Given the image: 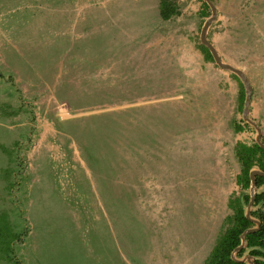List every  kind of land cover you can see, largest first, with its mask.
<instances>
[{"label": "rangeland", "instance_id": "rangeland-1", "mask_svg": "<svg viewBox=\"0 0 264 264\" xmlns=\"http://www.w3.org/2000/svg\"><path fill=\"white\" fill-rule=\"evenodd\" d=\"M177 1L174 63L135 71L156 0H0V264H206L264 143V0Z\"/></svg>", "mask_w": 264, "mask_h": 264}, {"label": "trees", "instance_id": "trees-1", "mask_svg": "<svg viewBox=\"0 0 264 264\" xmlns=\"http://www.w3.org/2000/svg\"><path fill=\"white\" fill-rule=\"evenodd\" d=\"M204 4L206 8L210 7L207 2ZM160 10L164 20H171L182 12L177 0H161ZM201 47L206 59L213 60L210 49L205 45ZM240 93V102L241 105H244L247 98L244 83H241ZM239 130H242V127ZM237 155L242 165L238 182L242 186L243 192L232 195L229 206L233 213L227 217L228 226L206 259V264H248L241 260L247 250L250 251V256L254 257L255 264H264V192H257L250 216H248V212L252 194L247 193L252 186V171L259 167L264 172V147L258 142L255 144L239 143ZM256 180L258 188L264 185L263 175H257ZM250 229L256 230L246 234V247L234 255L235 251L243 244V235ZM1 234L3 233L0 232V236ZM16 264L19 263L16 262Z\"/></svg>", "mask_w": 264, "mask_h": 264}, {"label": "crops", "instance_id": "crops-1", "mask_svg": "<svg viewBox=\"0 0 264 264\" xmlns=\"http://www.w3.org/2000/svg\"><path fill=\"white\" fill-rule=\"evenodd\" d=\"M161 0H156V4L160 7ZM106 14L111 15L112 11L107 9ZM161 16V10H160ZM157 26L154 29V35L142 40L140 37L135 34V31L130 30L128 35V43L138 46V50L135 52V56L139 55L138 63L135 65V71H142V62L147 61L148 63L156 64L159 61H172L174 63L176 56L172 51V46L175 43V39L171 37H165L163 34L159 32V26L162 25V28L166 26V24L170 20H164L161 16H156ZM162 35V36H160ZM159 47H162L161 49ZM132 58V57H131ZM133 59V58H132ZM131 59V60H132ZM136 62V58L133 59ZM113 65L106 67V70L113 71Z\"/></svg>", "mask_w": 264, "mask_h": 264}, {"label": "water", "instance_id": "water-1", "mask_svg": "<svg viewBox=\"0 0 264 264\" xmlns=\"http://www.w3.org/2000/svg\"><path fill=\"white\" fill-rule=\"evenodd\" d=\"M207 1L208 3L211 4V0H205ZM216 17V11L214 12V15L213 17H211L206 23H205V26L203 28V32H202V42L210 49L212 55L214 56L215 58V61L217 62V64L222 67L223 69H226V70H229V71H232L236 74H238L245 82L246 86H247V99H246V114L248 113L249 111V105L251 103V97H252V89L248 83V80L246 78V76L244 75V72L241 71L240 69L234 67L233 65L231 64H228V63H225L223 62L220 54L218 53V51L216 50V48L214 47V45L208 40V37H207V32H208V29L212 23V21L215 19ZM258 143L264 147V143L261 141V132L259 130V137H258ZM257 175H263L264 176V172L261 171V170H253L252 171V186H251V194H252V201L250 203V206H249V212H248V216H250V212L253 208V204H254V198L257 194V190H258V185H257V180H256V176ZM256 229H250L248 231H246V233L243 235V244L240 248H238L234 255H236L238 253V251L244 247H246V240H245V236L247 233L249 232H253L255 231ZM242 261H246L245 259H242ZM251 264H254V261H251Z\"/></svg>", "mask_w": 264, "mask_h": 264}]
</instances>
